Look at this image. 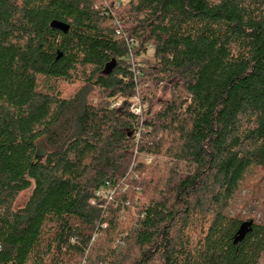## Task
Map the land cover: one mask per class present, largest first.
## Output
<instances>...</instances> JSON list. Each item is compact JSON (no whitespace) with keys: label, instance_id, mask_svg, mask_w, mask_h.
<instances>
[{"label":"trees","instance_id":"1","mask_svg":"<svg viewBox=\"0 0 264 264\" xmlns=\"http://www.w3.org/2000/svg\"><path fill=\"white\" fill-rule=\"evenodd\" d=\"M254 168L264 0H0V264H259L264 225L234 244L228 211Z\"/></svg>","mask_w":264,"mask_h":264},{"label":"rangeland","instance_id":"2","mask_svg":"<svg viewBox=\"0 0 264 264\" xmlns=\"http://www.w3.org/2000/svg\"><path fill=\"white\" fill-rule=\"evenodd\" d=\"M124 2L127 0H123ZM153 61V48L149 46L146 53H141L137 56H134V53L132 54L130 58V70L133 71V73L141 72L142 70H147L149 63ZM141 70V71H140ZM142 73V72H141ZM143 76L137 75L135 77V80H138L142 78ZM146 85H148L147 82L140 81L137 83V89L139 90V93H136L134 97V102L138 103L140 105H143L142 111L144 109H147L148 102H143L141 100V96L145 95L146 93ZM68 88V87H67ZM141 91V93H140ZM171 97V82L170 81H164L161 83L157 91L154 93V99L152 100V103H154V109H159L162 102L166 101ZM121 102V99H119L117 102L113 103V105H119ZM149 116H143V113L140 114L139 118L144 122L146 118ZM136 136V135H135ZM139 136V132H137V138ZM37 150L39 154H44L47 151V145L44 143L42 139H39L36 142ZM135 157L138 159L140 158L145 163H154V162H166V158L162 156H151V155H142V154H136V149H133L132 151V159H135ZM169 164V163H167ZM181 166V165H180ZM179 166V167H180ZM31 188L22 191L16 198L14 202V208L22 207L25 202L27 201L30 193ZM106 190H100L99 193L104 195L102 198L107 199L108 201H111V195L108 196L105 193ZM229 214H232L233 216L238 217L239 219L246 220V219H252L257 224H263L264 225V170L261 168H254L251 170V172L246 175L243 183L240 185L234 201L232 202L231 206L229 207ZM259 264H264V253L261 255V259Z\"/></svg>","mask_w":264,"mask_h":264},{"label":"water","instance_id":"3","mask_svg":"<svg viewBox=\"0 0 264 264\" xmlns=\"http://www.w3.org/2000/svg\"><path fill=\"white\" fill-rule=\"evenodd\" d=\"M50 26L53 29H57L61 31L62 33H67L69 30L68 24L64 22L56 21V20L52 21L50 23ZM114 65L115 64L113 60L107 63L104 69V73L106 74L110 73ZM252 227H253V220L242 221L234 235L233 243L236 244V243L241 242L245 238V236L252 230Z\"/></svg>","mask_w":264,"mask_h":264},{"label":"built area","instance_id":"4","mask_svg":"<svg viewBox=\"0 0 264 264\" xmlns=\"http://www.w3.org/2000/svg\"><path fill=\"white\" fill-rule=\"evenodd\" d=\"M141 74V72L139 73V72H137V73H133V76H134V78L137 76V75H140ZM131 111L134 113V114H136V115H140L141 114V105L140 104H138V103H135L134 102V99H133V103L131 104Z\"/></svg>","mask_w":264,"mask_h":264}]
</instances>
